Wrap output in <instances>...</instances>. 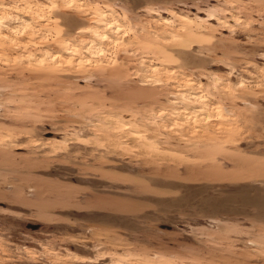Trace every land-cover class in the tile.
<instances>
[{
    "label": "rangeland",
    "instance_id": "rangeland-1",
    "mask_svg": "<svg viewBox=\"0 0 264 264\" xmlns=\"http://www.w3.org/2000/svg\"><path fill=\"white\" fill-rule=\"evenodd\" d=\"M0 264H264V0H0Z\"/></svg>",
    "mask_w": 264,
    "mask_h": 264
},
{
    "label": "bare ground",
    "instance_id": "bare-ground-1",
    "mask_svg": "<svg viewBox=\"0 0 264 264\" xmlns=\"http://www.w3.org/2000/svg\"><path fill=\"white\" fill-rule=\"evenodd\" d=\"M209 16V15H208ZM207 18H212V17H207ZM110 28V27H109ZM112 28V27H111Z\"/></svg>",
    "mask_w": 264,
    "mask_h": 264
}]
</instances>
